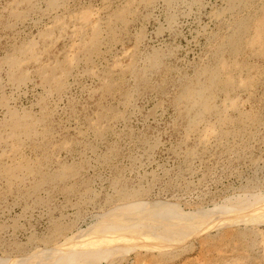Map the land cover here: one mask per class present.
Wrapping results in <instances>:
<instances>
[{
    "label": "rangeland",
    "instance_id": "1",
    "mask_svg": "<svg viewBox=\"0 0 264 264\" xmlns=\"http://www.w3.org/2000/svg\"><path fill=\"white\" fill-rule=\"evenodd\" d=\"M107 223L102 264H264V0H0V264Z\"/></svg>",
    "mask_w": 264,
    "mask_h": 264
},
{
    "label": "bare ground",
    "instance_id": "2",
    "mask_svg": "<svg viewBox=\"0 0 264 264\" xmlns=\"http://www.w3.org/2000/svg\"><path fill=\"white\" fill-rule=\"evenodd\" d=\"M225 101H227V99ZM136 201H140V200H136ZM133 203H135V202H133ZM238 203H241V202L238 201ZM130 204L127 207L126 206H123V207L131 208V209L132 208L137 209V211H140L142 214H145V215H147L148 214L147 212H149L150 210H153L154 212L160 213L162 211V206L170 205V204L166 205V204H163V203L161 204L160 201H159V205H157V206H154V203L149 202V201H148V203L147 202L145 203V201H144V203H140L139 202V204L134 206V207L130 206ZM256 204L257 203H253L252 205H250V208L248 209V211L245 212V213H242L240 216H238L234 220L235 221L234 223L238 224V225L242 224V225H245V226L249 225L247 223V221H246L249 217H245V216L251 212V210L256 206ZM123 207H121V208L118 207V208L122 209ZM232 207L231 206L229 207L230 210L234 208V207L233 208ZM212 212L213 211H211V213ZM214 224H215L214 225L215 228L219 227V226H222L221 224H218V223H214ZM108 225H109V223L105 224L100 229H97V231H92L88 236H86V238L82 241V243H80V247L79 248L74 250V247H73L72 250L68 252L69 254L66 253V255H63L64 256L63 260H64V258H65V260H69V258H72L73 256H75L74 255L75 253L80 251L79 254H78L80 261L77 264H86L87 262L86 263L83 262L85 258H90V263H87V264H102L103 262L107 261L109 259V257H110V256L108 257V253H114V247H115V242H116L115 240L110 239V237L111 236L112 237H116L118 235L116 233V231L109 230V226ZM94 238H99V239H94ZM98 240H100L101 242L104 241V243L103 244L100 243V242L97 243ZM88 243L90 244L91 250H87L88 252L86 254H84L83 253L84 249L81 250V248L82 247L84 248Z\"/></svg>",
    "mask_w": 264,
    "mask_h": 264
}]
</instances>
